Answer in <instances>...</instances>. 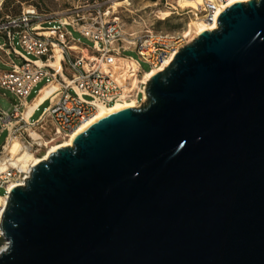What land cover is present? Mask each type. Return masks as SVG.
Instances as JSON below:
<instances>
[{"label":"water","instance_id":"95a60500","mask_svg":"<svg viewBox=\"0 0 264 264\" xmlns=\"http://www.w3.org/2000/svg\"><path fill=\"white\" fill-rule=\"evenodd\" d=\"M8 192L0 264H264V0Z\"/></svg>","mask_w":264,"mask_h":264},{"label":"built area","instance_id":"2783aa9c","mask_svg":"<svg viewBox=\"0 0 264 264\" xmlns=\"http://www.w3.org/2000/svg\"><path fill=\"white\" fill-rule=\"evenodd\" d=\"M160 1L167 10L174 9L173 3L179 2ZM228 2L204 0L195 9L187 10L188 18L217 24L218 17L229 6ZM109 15L110 11L96 4L77 7L59 16H43L29 6L24 7L18 16L2 18L4 27L0 33L3 35L0 36L3 39L0 48H6L8 61L2 64L8 69L0 71V91L4 92V97L8 93L14 99L12 112L0 107V131L7 132L0 153L21 123L31 125L49 115L59 136L65 138L89 120L99 104L112 107L132 100L144 104L147 96L144 74L159 69L187 45L184 32L146 29L142 34H126L120 18H108ZM72 32L81 34L90 44L79 42ZM125 51L136 52L151 69L144 72L139 60L123 56ZM52 63L57 66L52 67ZM45 78H51L49 83L58 82L59 86L47 98L50 105L41 118L30 123V117L24 120L22 110L34 88ZM16 172L15 168L0 172V188L5 189L6 195L10 182L21 183L25 178L17 177ZM7 246V239L0 234V253Z\"/></svg>","mask_w":264,"mask_h":264},{"label":"rangeland","instance_id":"374dc122","mask_svg":"<svg viewBox=\"0 0 264 264\" xmlns=\"http://www.w3.org/2000/svg\"><path fill=\"white\" fill-rule=\"evenodd\" d=\"M113 1V0H112ZM108 1V0H0V33L2 32V29L4 27L2 18L6 16H18L23 8H27L29 6H32L38 10L40 14L43 16L46 15H62L69 13L70 10H73L77 7H85V6H94L96 4H99L103 7L105 11H110V15L108 18L113 17H119L120 21L122 23L123 30L126 34L130 33H137L142 34L146 29L154 30L155 32H184L186 35L187 40L189 41L192 38V35L190 34V28L195 20H189V15L187 14V10L191 9H182L179 8L178 5L179 2L176 1L173 3L176 10H167L164 8V3L160 0H129L131 3L130 6H127L126 4H123L119 7H114V1ZM122 1V0H121ZM124 1V0H123ZM172 11V12H171ZM157 12H168L171 14L169 18H167L165 21H161L157 15H159ZM73 37L78 40L79 42L89 45L87 39H85L81 34L77 32H72ZM0 36H3L0 34ZM3 39L0 37V45L2 44ZM18 42V37H15V43ZM75 46V45H73ZM16 47L18 49H21V47L16 44ZM6 48L3 50L0 48V71L7 70L8 68L2 64V62L8 61V58L5 54ZM123 56L125 57H132L136 60H139L140 66L144 72H148L151 67L149 64L141 60L138 56V54L134 51H125L123 53ZM51 81V78H45L42 82H40L31 93L30 97L28 98L29 103L32 102V100L36 97V99L33 100L32 107L28 110V116H30L35 109L40 105L42 102V99L45 95L44 88L48 85V83ZM58 83V82H57ZM58 88V87H57ZM55 88L50 95L53 94L57 90ZM4 92L0 91V107H2L4 110L8 112L13 111V97L6 94V97L3 96ZM50 95L48 97H50ZM47 97V98H48ZM46 98V99H47ZM45 99V100H46ZM130 102V101H127ZM126 102V103H127ZM49 102H45L41 105L38 112L33 116L32 121L39 119L42 114L46 111V109L49 107ZM143 105V104H142ZM140 105V106H142ZM44 128H34V131H41L44 134V142H47L53 137L52 142L48 144V147H51L56 144L62 143L64 140L61 136L57 135L55 136V125L53 122L49 119L44 120ZM31 128L30 125H24V123H21L19 125V130L16 132L15 137H19L24 143H26L32 153L34 154L31 156L28 161L27 165L31 162V159L34 157H42L46 154V147H39L37 144H35L27 135V132L25 129ZM7 137V132L0 131V147L4 144ZM13 168V167H11ZM17 177L23 178L26 174L16 172ZM3 197H6L5 189L0 188V212H1V206H2V199Z\"/></svg>","mask_w":264,"mask_h":264},{"label":"bare ground","instance_id":"6f19581e","mask_svg":"<svg viewBox=\"0 0 264 264\" xmlns=\"http://www.w3.org/2000/svg\"><path fill=\"white\" fill-rule=\"evenodd\" d=\"M113 1H114V7H119L123 4H126L127 6L131 5L129 0H124V1L123 0L122 1L121 0H113ZM203 1L204 0H179L180 5H178V7L182 8V9H195ZM239 1H243V0H229L228 5H231L232 3H236ZM173 10H176V8H174ZM157 13L159 14V15H157V17L160 16L159 19L161 21H165L167 18H169L171 16V14L168 12H157ZM216 26H217L216 23L215 24H212V23L207 24L201 20H195L193 22L191 28H190V30H191L190 34L192 35V38L189 41L186 38L187 44H190L191 42H193L201 34V32L204 31L205 29H207V28L208 29H215ZM72 47H73V49H75L76 46H72ZM173 58H174V56L171 57L170 59H168L159 69L153 71L152 73H150V74L145 73L144 77H143V82L148 84L149 80L152 78V75L155 73H158V72L164 70L166 67H168L169 64L171 63V61L173 60ZM51 66L55 67L57 65L52 63ZM131 68H134V66L131 65ZM58 86L59 85L57 82L49 83L43 90L45 95L42 99V102H44L45 99L51 94V92L55 88H57ZM147 100H148V98L146 96V100H145L144 104L147 103ZM31 107H32V105L30 106V104H27L26 110L23 113L24 120H27L31 116V115L28 116V110ZM125 107L140 108L141 106L139 104H137L134 100L127 102V103H124V104H117L116 106H112V107H107L103 104H99L97 106V111L89 120H87L84 124H82L78 129H76L74 132H72L69 136H67L65 138L61 136L64 141L60 144H56V145H53L51 147H48V144H50V142H52L53 137L50 140H48L47 142H44V140H43L44 134L41 131H39V132L34 131V128H37V127H40L42 129L44 128L43 123H44L45 119H49L53 122L52 118L49 115L43 116L42 119L38 123L31 124L30 125L31 128L25 129L28 137L35 144H37L41 148L46 147V149H47L46 154L44 156H42L40 158L39 157L32 158L29 165H27L26 163H27L28 159L34 155L31 151L30 147L26 143H24L19 137L11 136L9 138L7 144L5 145L3 152L0 153V172L5 171V170L13 167V168L17 169L18 172L25 173L26 175H25V178L21 181V183L10 182L7 186L8 191L10 192L16 186L24 185V182L28 178L33 166H35V165L39 164L40 162L46 160L51 153L56 152L58 149H60L62 147L71 146L74 138L78 134H80L81 132L86 130L93 123H95L99 119H101V118H103V117H105V116H107L113 112L119 111ZM55 130H56V132L54 135L55 136L59 135V131L56 129V127H55ZM0 200H1V198H0ZM2 200L3 201H2L0 215L3 213V211L5 210V208L7 206V201H8L7 195H6V197H3ZM0 224H1V222H0ZM0 234L4 235V232L2 231L1 227H0Z\"/></svg>","mask_w":264,"mask_h":264},{"label":"crops","instance_id":"0c3cea01","mask_svg":"<svg viewBox=\"0 0 264 264\" xmlns=\"http://www.w3.org/2000/svg\"><path fill=\"white\" fill-rule=\"evenodd\" d=\"M38 94H39V93H38ZM38 94H37V96H38ZM37 96H36V97H37ZM36 97H35L34 99H36ZM34 99H33V100H34ZM33 100H32V102H33ZM32 102L29 103V101H28V104H30V106H31V105H32ZM45 102H48V100L46 99L44 102H42L40 105H38V107L35 109V111L31 114V116H30V118H31V119H30V123H34V122H36L37 120H39V119L41 118V117H40L39 119L35 120L34 122L32 121V118H33V116L36 114V112L39 110V107H41V105H42L43 103H45ZM25 110H26V108L22 110V113H24Z\"/></svg>","mask_w":264,"mask_h":264}]
</instances>
